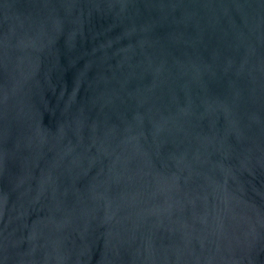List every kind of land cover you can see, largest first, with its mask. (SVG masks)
I'll use <instances>...</instances> for the list:
<instances>
[{
  "label": "water",
  "instance_id": "1",
  "mask_svg": "<svg viewBox=\"0 0 264 264\" xmlns=\"http://www.w3.org/2000/svg\"><path fill=\"white\" fill-rule=\"evenodd\" d=\"M0 264H264V0H0Z\"/></svg>",
  "mask_w": 264,
  "mask_h": 264
}]
</instances>
